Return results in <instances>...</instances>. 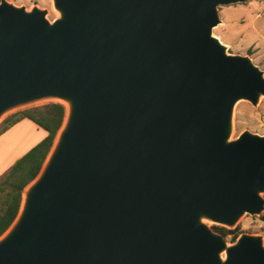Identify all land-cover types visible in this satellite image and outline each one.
Returning <instances> with one entry per match:
<instances>
[{"label": "water", "instance_id": "obj_1", "mask_svg": "<svg viewBox=\"0 0 264 264\" xmlns=\"http://www.w3.org/2000/svg\"><path fill=\"white\" fill-rule=\"evenodd\" d=\"M0 0V120L41 102L65 117L0 264H264V136L231 139L264 74L212 30L247 0ZM264 1V0H258Z\"/></svg>", "mask_w": 264, "mask_h": 264}, {"label": "rangeland", "instance_id": "obj_2", "mask_svg": "<svg viewBox=\"0 0 264 264\" xmlns=\"http://www.w3.org/2000/svg\"><path fill=\"white\" fill-rule=\"evenodd\" d=\"M7 1L15 6H23L27 10L33 6L45 9L48 11L47 18L50 21L57 16L50 0ZM218 14L220 22L213 28V36L226 46L229 54L249 57L264 74V1L247 0L244 3L219 7ZM46 103L49 102L11 111L2 117L0 124L11 114ZM232 127L231 139L237 138L243 131L264 136V97L256 107L247 101H238L234 107ZM205 224L213 231H215L213 227H221L209 222ZM225 229L236 230L239 236L241 234L262 236L264 243V223L260 220V216L244 215L235 228L225 227ZM225 240L228 244L232 243L231 236Z\"/></svg>", "mask_w": 264, "mask_h": 264}, {"label": "trees", "instance_id": "obj_3", "mask_svg": "<svg viewBox=\"0 0 264 264\" xmlns=\"http://www.w3.org/2000/svg\"><path fill=\"white\" fill-rule=\"evenodd\" d=\"M64 117V106L50 102L11 114L1 122L0 135L20 120L28 119L46 131L47 136L19 158L0 177V236L16 218L21 204L22 192L38 175ZM260 220L264 223V214L260 216ZM213 229L225 239L231 236L232 242L239 236L236 230H226L221 227H213Z\"/></svg>", "mask_w": 264, "mask_h": 264}, {"label": "crops", "instance_id": "obj_4", "mask_svg": "<svg viewBox=\"0 0 264 264\" xmlns=\"http://www.w3.org/2000/svg\"><path fill=\"white\" fill-rule=\"evenodd\" d=\"M47 136L46 131L22 119L0 135V177Z\"/></svg>", "mask_w": 264, "mask_h": 264}]
</instances>
